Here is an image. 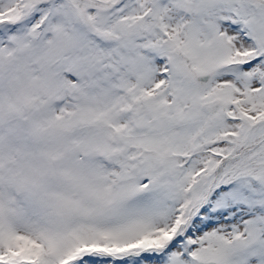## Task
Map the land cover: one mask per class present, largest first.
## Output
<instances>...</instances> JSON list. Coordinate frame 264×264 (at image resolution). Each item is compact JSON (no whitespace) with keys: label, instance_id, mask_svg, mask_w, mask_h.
<instances>
[{"label":"snow or ice","instance_id":"obj_1","mask_svg":"<svg viewBox=\"0 0 264 264\" xmlns=\"http://www.w3.org/2000/svg\"><path fill=\"white\" fill-rule=\"evenodd\" d=\"M0 264H264V0H0Z\"/></svg>","mask_w":264,"mask_h":264}]
</instances>
